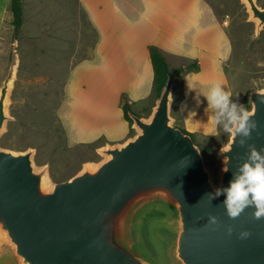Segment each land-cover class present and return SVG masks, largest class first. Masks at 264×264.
Listing matches in <instances>:
<instances>
[{"label": "water", "instance_id": "water-1", "mask_svg": "<svg viewBox=\"0 0 264 264\" xmlns=\"http://www.w3.org/2000/svg\"><path fill=\"white\" fill-rule=\"evenodd\" d=\"M242 1L258 32L264 7ZM15 63L13 54L0 85V134ZM174 79L168 76L147 118L128 112L138 129L133 137L101 146L102 160L66 180L50 182L47 168L34 164L33 148H0V241L9 242L19 264H166L157 243L144 239L154 211L178 231L175 264H264V216L248 206L229 217L223 191L252 150L264 156V88L247 93L256 126L248 136L230 134L215 172L193 137L171 124Z\"/></svg>", "mask_w": 264, "mask_h": 264}, {"label": "rangeland", "instance_id": "rangeland-1", "mask_svg": "<svg viewBox=\"0 0 264 264\" xmlns=\"http://www.w3.org/2000/svg\"><path fill=\"white\" fill-rule=\"evenodd\" d=\"M205 1L213 8L231 43V54L223 67L230 100L250 110L247 93L264 88V25L256 31L255 22L250 20L242 0ZM255 1L264 7V0ZM22 5L23 23L18 35L14 36L10 21L0 39V85L8 73L13 54L16 59L7 105L8 119L0 134V148L13 151L33 148L34 164L46 167L49 180L54 183L70 178L84 165L97 163L104 157L98 152V148L106 145L102 139L104 135L88 143L71 144L59 116L66 100L70 74L77 64L91 57L97 34L79 0H22ZM74 79L75 84L62 110H66V119H73L72 137H81L86 124H99L95 122L98 106L104 108L99 114L104 117L107 113L106 118L112 120L113 111L111 108L105 110L110 102L87 101L80 92L77 74ZM207 96H202V103H198L206 109L209 106ZM179 97L180 82L176 79L170 104L174 126H181L177 111ZM156 100L152 92L149 99L132 108L138 116L147 118ZM225 123L227 117L223 116L214 135L192 133L205 166L215 172L219 169L217 151L230 136L224 129ZM130 129L128 138L138 132L133 121ZM143 229L144 239L151 246L157 243L166 264H175L178 231L170 218L164 212L154 211L145 218ZM0 264H16L12 248L5 240L0 241Z\"/></svg>", "mask_w": 264, "mask_h": 264}, {"label": "crops", "instance_id": "crops-1", "mask_svg": "<svg viewBox=\"0 0 264 264\" xmlns=\"http://www.w3.org/2000/svg\"><path fill=\"white\" fill-rule=\"evenodd\" d=\"M0 1L1 39L6 24L10 25L11 13L10 0ZM79 1L97 35L91 57L72 70L66 100L59 110L69 143H88L101 135L105 136L102 138L104 144L123 142L128 138L130 126L124 119L120 97L125 95L131 107H137L138 103L151 97L153 70L149 45H156L160 49L170 69L197 61L199 67L196 71L184 72L173 81V84L176 79L180 82L177 111L181 127L199 136L217 133L221 119L215 125L213 121L218 109L213 108L210 102L207 109L200 104L202 96L208 95L211 82H219L228 92L223 67L231 54V43L207 1ZM76 74L82 89L80 92L86 100L94 103L110 102L105 110L111 108L113 111L112 120L106 118L107 113L104 117L99 114L104 112V108L98 106L95 122L99 124H86L81 137H72L73 119H66V110H62L75 84ZM96 129L99 130L94 132ZM14 260L19 264L15 256Z\"/></svg>", "mask_w": 264, "mask_h": 264}, {"label": "clouds", "instance_id": "clouds-1", "mask_svg": "<svg viewBox=\"0 0 264 264\" xmlns=\"http://www.w3.org/2000/svg\"><path fill=\"white\" fill-rule=\"evenodd\" d=\"M210 85L207 98L210 105L218 109L213 124L219 123L221 117L226 116L225 131L229 132L233 138L237 135L248 136L249 129L256 126L255 121L251 119L253 114L242 105L232 102L230 94L219 82H211ZM187 159V157L184 158V160ZM249 159L251 162L245 163L236 179L223 190L226 192L224 204L231 218L237 217L248 206H254V217L264 216V156L252 150ZM248 235L247 231L240 234L241 237Z\"/></svg>", "mask_w": 264, "mask_h": 264}, {"label": "trees", "instance_id": "trees-1", "mask_svg": "<svg viewBox=\"0 0 264 264\" xmlns=\"http://www.w3.org/2000/svg\"><path fill=\"white\" fill-rule=\"evenodd\" d=\"M9 10L11 12V24L13 27L14 36H17L19 30L23 23V5L22 0H10ZM149 57L151 61V66L153 70V95L157 99L160 95L162 87L166 83V80L169 75H175V78H179L182 76L184 72L197 70L199 65L197 61H191L187 63L186 66L177 67L174 69H170L164 54L160 51V49L156 45L148 46ZM120 105L123 111L124 119L128 121L129 126L132 123V119L129 116L128 112L132 111L136 115H139L138 112L134 111L131 107V104L127 101L125 95H121L120 97ZM179 127L183 132L190 134L193 139L194 135L182 128L180 125H175ZM131 130V129H130Z\"/></svg>", "mask_w": 264, "mask_h": 264}]
</instances>
